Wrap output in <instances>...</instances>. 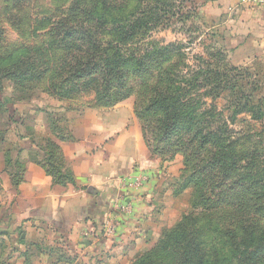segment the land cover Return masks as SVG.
Segmentation results:
<instances>
[{
  "label": "rangeland",
  "instance_id": "obj_1",
  "mask_svg": "<svg viewBox=\"0 0 264 264\" xmlns=\"http://www.w3.org/2000/svg\"><path fill=\"white\" fill-rule=\"evenodd\" d=\"M209 4L218 6L217 0H0V145H8L3 154L9 160L7 167L17 172L16 167L23 165L19 145L31 140L28 145H44L39 161L47 160L53 170L70 169L57 150L58 145L77 141L69 118L80 107H111L103 103L108 95L111 101L121 99L114 105L133 99L135 110L146 118V123L141 122L146 128L144 139L158 148L155 156L161 163L166 193L173 200L171 209L163 211L152 244L123 264H130L168 238L185 217L198 220L195 227L209 250L210 262L244 264L239 260L246 253L227 255L232 246L225 237L227 221H220V217L229 200L218 189L212 194L208 191L219 177L210 170L212 142L203 143L195 135L197 131L217 133L225 146L231 143L237 157L246 154L247 162H239L238 175L249 171L264 175V58L251 65L236 58L233 52L239 39L233 36L235 23L231 18L221 23L216 13L212 20L207 19ZM95 5L99 13L105 12L103 18L88 12ZM155 18L160 21L157 27L150 25ZM135 20L145 27L131 41L119 44L113 22L117 26ZM89 33H93L92 40L86 36ZM85 37L96 49L92 55L96 63L112 56L116 47L120 50L122 60H117L112 74H101V64L83 72V62L92 59V49L89 53L87 44L81 42ZM64 45L73 46L68 59ZM135 60L139 62V78L134 77L138 69ZM46 68L44 77L36 79ZM62 82L70 83L72 92L86 86L98 89L102 102H97L93 90L68 97L61 91L53 92L52 87ZM155 85L163 88L159 96L152 93ZM176 87L181 90L174 91ZM170 94L181 103L179 115L196 118L191 121L185 115L172 131L166 128L159 134V128L172 124L158 108H142L148 99L164 100ZM78 101L83 104L76 106ZM257 113H261L260 120L252 118ZM46 148L51 150L49 156ZM202 182H208V188L197 190ZM239 183L247 187V181L240 179ZM244 241L238 240L240 251H249L251 248H243ZM246 243L252 246L250 241Z\"/></svg>",
  "mask_w": 264,
  "mask_h": 264
},
{
  "label": "crops",
  "instance_id": "obj_2",
  "mask_svg": "<svg viewBox=\"0 0 264 264\" xmlns=\"http://www.w3.org/2000/svg\"><path fill=\"white\" fill-rule=\"evenodd\" d=\"M217 3L206 7L205 16L212 20L216 13L221 23H235V57L250 65L264 58V0ZM69 120L77 141L57 150L73 183H55L39 161L44 145L29 140L19 145L24 171L15 185L3 156L8 145H0V264L128 263L152 244L163 211L171 209L161 163L146 144L133 99L99 110L80 107ZM135 167L145 170L147 181L131 191L123 177ZM119 196L131 212L117 215L116 232L107 236L103 222Z\"/></svg>",
  "mask_w": 264,
  "mask_h": 264
},
{
  "label": "trees",
  "instance_id": "obj_3",
  "mask_svg": "<svg viewBox=\"0 0 264 264\" xmlns=\"http://www.w3.org/2000/svg\"><path fill=\"white\" fill-rule=\"evenodd\" d=\"M99 10L100 9L98 8V6L95 5L94 7L89 8L88 12H96L98 14ZM99 14L101 15L99 17L103 18L105 12ZM114 23L115 22H113V30L117 32V36H119L118 43L121 45L131 41L137 35V33L143 30V28L145 27V25H143V23L139 20H135L133 22L124 21L122 25L117 26H115ZM150 25L157 27L160 25V21L155 18L153 22L150 23ZM82 36L85 35L83 34ZM86 36L88 38H91L92 40L93 33H89V35ZM81 42H83V45L87 44L86 46L89 53L92 49V52L90 54V57H92L96 50L92 42H87L86 37ZM62 49L64 52H67L69 54L67 55L66 59L72 56L70 54L71 52H73V46L64 45L62 46ZM165 50L166 49H163L162 52ZM83 58L85 57H81L80 60L82 61ZM117 60L119 62L122 60V58L120 56V50L116 47V51L112 54V56H106L105 58L101 59L100 63H96V61L93 60V57L92 59H87L86 61H84L83 72L87 73L88 71L95 69V67H99L101 64V74H112L113 68H115L113 66H117ZM135 62L137 63L138 69L135 71L134 77L139 78L141 77L139 62L138 60H135ZM47 72L48 69H44L36 79L44 77ZM169 74V71L166 72V77ZM125 78L126 77H124V80ZM127 83H122V85L125 87L126 85H128ZM69 84L70 83H68V85H64L63 82L59 83L57 85V88L52 87V91L55 93H60L61 91L62 96L68 97V95L74 96L82 92L93 90L96 93L97 102H102L101 98L103 96L98 93V89H92L86 86L85 89H77L76 92H72L71 90H74V88L71 86L69 88ZM170 85H172L171 81L166 86L167 92H170ZM108 88L109 87L107 86L105 90L106 93ZM152 89V93L155 96H159V93L163 88L159 89L158 85H155ZM179 90H181V88L179 89V87H176L174 89V91ZM109 96L110 95H108V97ZM108 97L106 96L104 98L103 103H109L110 106L121 100L120 99L115 102L108 99ZM177 101L178 100L173 99L171 94L164 100H161V97H158V100L156 97H152L151 99H148L146 105L142 108V110H155L156 108H158L162 112V114L167 117L169 123L172 124V127L164 125L163 127L159 128V134H161L162 131H164V129L166 128L167 130L170 128L169 131H172L173 127L177 125L178 119L185 117L186 114L179 115V104L181 103H178ZM135 113L141 122L144 121L146 123V118L141 115L137 109L135 110ZM186 117H188V119L191 121L196 118H190L188 115H186ZM252 118L255 120H260L261 113L253 115ZM230 121L232 122L231 119ZM142 129L144 130V138H146V128L143 126ZM169 131H166L165 134H167V132ZM197 136L200 137V140L203 143L212 142V145L210 146L212 149L210 150L212 155L210 159V170L212 172L215 171L217 173L216 175L219 176L218 179H214L215 182H217L216 185H210V187L208 188V182H202L201 185L196 186L197 190L200 187H207L208 191L210 190V193L212 194L215 189H218L222 194H226V197L229 200L226 204H224L225 214L220 217V221H227L228 229L225 232V237L232 246L231 253L227 252V255H235L238 253L243 256V254L246 253L245 256L243 258H240L239 261L244 262V264H264V239L261 240V238H264V230H262L264 229V175L259 174V172L253 173L252 171H249V173L238 175L237 171L240 164L239 162L241 160L247 162L246 160H244L246 154L237 157L232 151L231 143L229 145L228 142V145L225 146L222 141V137H219L217 133L208 132L207 134H204L200 131H197L195 137ZM148 143L147 145L152 153L155 154L159 152L158 148H156V145H149ZM201 147L203 148L205 147V145H201ZM49 151L51 152L50 149ZM49 151L47 152L48 156ZM6 161L7 166H9V160L7 159ZM41 161L40 162L42 166L46 169L47 173H49L53 180H55V183L61 185H64L66 183H73V174L70 169L61 168L59 170H53L52 167L48 164L47 160ZM23 165L20 164L16 167L17 172H14L9 167L12 173L11 176L13 179V183L15 185H18L21 181V173L24 171ZM251 166H247L248 170L251 168ZM196 172L198 173L199 170ZM256 176H258L257 179ZM240 179L241 181H247L246 188H243L240 183L238 184V182H240ZM196 224H198V220L196 218H183L181 221H179L173 231L168 233L169 235L167 234L168 238L162 239L160 242L155 244L148 252L132 260L130 264H215L216 260H213L211 262L209 261V250L205 247V242L201 238L199 230L195 227ZM249 229H251V231ZM262 235L263 237H261ZM255 237L258 238L256 239V241ZM239 239L242 242L246 240L243 243V248L245 247L251 249L249 251H240L238 243ZM248 241H250V244H252L251 247L248 245V243H246Z\"/></svg>",
  "mask_w": 264,
  "mask_h": 264
},
{
  "label": "built area",
  "instance_id": "obj_4",
  "mask_svg": "<svg viewBox=\"0 0 264 264\" xmlns=\"http://www.w3.org/2000/svg\"><path fill=\"white\" fill-rule=\"evenodd\" d=\"M124 187L134 191L142 188L147 181V174L145 170L141 167H135L132 171L125 174L123 177ZM131 207L129 203L122 197L119 196L115 199L113 205V212L105 217L103 222V231L107 236H112L116 232L118 226V221L116 219L117 215L130 214Z\"/></svg>",
  "mask_w": 264,
  "mask_h": 264
}]
</instances>
